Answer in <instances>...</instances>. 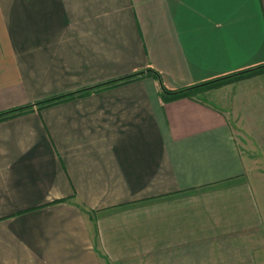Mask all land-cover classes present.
<instances>
[{
  "label": "crops",
  "instance_id": "0c3cea01",
  "mask_svg": "<svg viewBox=\"0 0 264 264\" xmlns=\"http://www.w3.org/2000/svg\"><path fill=\"white\" fill-rule=\"evenodd\" d=\"M259 66L264 0H0V264H264V175L159 94Z\"/></svg>",
  "mask_w": 264,
  "mask_h": 264
},
{
  "label": "rangeland",
  "instance_id": "374dc122",
  "mask_svg": "<svg viewBox=\"0 0 264 264\" xmlns=\"http://www.w3.org/2000/svg\"><path fill=\"white\" fill-rule=\"evenodd\" d=\"M210 85L199 98L225 112L244 158L253 163L250 172L264 175V67L225 75Z\"/></svg>",
  "mask_w": 264,
  "mask_h": 264
},
{
  "label": "trees",
  "instance_id": "16d2710c",
  "mask_svg": "<svg viewBox=\"0 0 264 264\" xmlns=\"http://www.w3.org/2000/svg\"><path fill=\"white\" fill-rule=\"evenodd\" d=\"M261 67L262 66H259V67H256V68H251V69H243V70H240V71H237V72L227 73V74H224V75H220V76H217V77H213V78H210V79H206V80L194 83V84L186 86V87H179V88H168L165 85H163L160 82V80H159V83H160L159 84V86H160L159 87V94H160L161 99L163 101H165V102L171 101V100H175V99H178V98H182V97H187V98L199 101L201 103H206L207 104L206 101H204L203 99L199 98V93L202 94V92H204L205 89L209 88L211 86L210 84H214L217 81V79H220V78H222L225 75H229V74H233V73H242V72H245V71H249V70L257 69V68H261ZM132 76L133 75L125 76L120 81H127ZM116 81L117 80H114V81H111V82H116ZM70 95H74V93H68L65 96H70ZM64 97L57 96V97L45 99V100L42 101V103L43 104L52 103V102L58 101V100H60L61 98H64ZM16 110L19 111V110H21V108L12 109L10 111H7L6 113H1L0 117H4L5 115H7V113L8 114H12Z\"/></svg>",
  "mask_w": 264,
  "mask_h": 264
}]
</instances>
